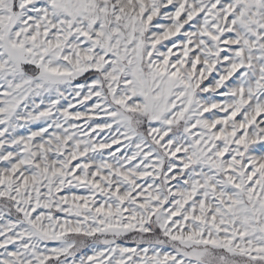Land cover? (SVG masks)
<instances>
[{
  "label": "snow or ice",
  "instance_id": "snow-or-ice-1",
  "mask_svg": "<svg viewBox=\"0 0 264 264\" xmlns=\"http://www.w3.org/2000/svg\"><path fill=\"white\" fill-rule=\"evenodd\" d=\"M0 264H264V0H0Z\"/></svg>",
  "mask_w": 264,
  "mask_h": 264
}]
</instances>
